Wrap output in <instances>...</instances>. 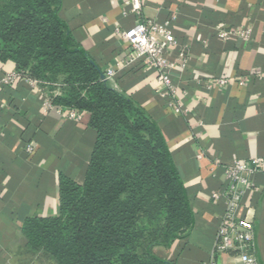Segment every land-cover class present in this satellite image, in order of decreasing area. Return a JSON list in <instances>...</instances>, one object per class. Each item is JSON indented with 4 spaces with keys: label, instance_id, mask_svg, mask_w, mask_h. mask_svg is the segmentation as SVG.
Instances as JSON below:
<instances>
[{
    "label": "crops",
    "instance_id": "crops-1",
    "mask_svg": "<svg viewBox=\"0 0 264 264\" xmlns=\"http://www.w3.org/2000/svg\"><path fill=\"white\" fill-rule=\"evenodd\" d=\"M140 1L136 16L130 0H61L59 17L110 86L156 123L185 186L192 227L169 249L156 251L173 264H240L243 252L264 264V165L241 200L239 217L254 234L243 251H215L224 202L211 199L225 187V167L264 159V0ZM172 16V35L190 58L187 69L169 72L177 87L173 103L185 110L179 115L168 106L171 98L161 95L157 74L120 36L143 19ZM245 26L248 42L222 40L223 33ZM13 70V63H0V75ZM214 79L227 84L207 89ZM95 140L88 114L72 121L45 112L41 97L23 84L0 92V264H36L22 223L58 214L59 176L81 184ZM27 146L33 151L26 153Z\"/></svg>",
    "mask_w": 264,
    "mask_h": 264
},
{
    "label": "trees",
    "instance_id": "trees-1",
    "mask_svg": "<svg viewBox=\"0 0 264 264\" xmlns=\"http://www.w3.org/2000/svg\"><path fill=\"white\" fill-rule=\"evenodd\" d=\"M24 2L2 23L0 63L39 81L65 77L52 104L88 114L96 132L82 183L59 176L58 214L23 221L31 257L36 264H173L156 249L183 239L193 214L158 126L101 79L60 19L61 0Z\"/></svg>",
    "mask_w": 264,
    "mask_h": 264
},
{
    "label": "built area",
    "instance_id": "built-area-1",
    "mask_svg": "<svg viewBox=\"0 0 264 264\" xmlns=\"http://www.w3.org/2000/svg\"><path fill=\"white\" fill-rule=\"evenodd\" d=\"M131 12L136 16H141L142 3L140 0H130ZM175 17L157 22L151 19H143L132 27L120 33L121 38L128 44L130 53L137 59L142 60L145 66L157 74V82L162 86L161 95L171 98L169 108L176 115L182 114L185 110L173 98L176 95L177 87L172 81L169 72L174 70H185L188 68L190 58L188 50L181 47L172 35V25ZM250 29L236 27L221 36L223 41L238 37L244 42L250 40ZM131 62L130 58L125 63ZM107 77L112 73L107 72ZM27 86L35 92L44 103L45 112H54L59 115H66L69 120H78L80 114L73 109L55 107L52 99L61 95L59 90L49 91L43 81L29 77L23 72L15 70L0 75V92L5 88H16L20 85ZM227 84L225 79L208 80L207 89L213 87H224ZM243 84V82H241ZM33 151L31 146L26 147V153ZM201 155H197L200 159ZM264 159L260 157L249 160L235 161L230 166L223 169L225 187L211 195L213 201L224 202V213L221 217L220 227L217 232L216 252L243 251L253 241V226L250 222L239 217L241 200L244 192L252 188V177L262 172ZM240 264H256L245 252L240 256Z\"/></svg>",
    "mask_w": 264,
    "mask_h": 264
},
{
    "label": "rangeland",
    "instance_id": "rangeland-1",
    "mask_svg": "<svg viewBox=\"0 0 264 264\" xmlns=\"http://www.w3.org/2000/svg\"><path fill=\"white\" fill-rule=\"evenodd\" d=\"M24 6V0H0V33L2 23ZM64 78L65 77H62L61 75L51 76L49 79H45L43 82H45L50 92L59 90L62 93L66 87Z\"/></svg>",
    "mask_w": 264,
    "mask_h": 264
},
{
    "label": "water",
    "instance_id": "water-1",
    "mask_svg": "<svg viewBox=\"0 0 264 264\" xmlns=\"http://www.w3.org/2000/svg\"><path fill=\"white\" fill-rule=\"evenodd\" d=\"M101 79L106 81V78H105V76L103 74L101 75Z\"/></svg>",
    "mask_w": 264,
    "mask_h": 264
}]
</instances>
